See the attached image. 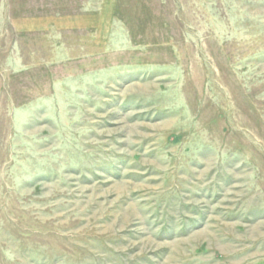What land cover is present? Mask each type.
<instances>
[{"label": "rangeland", "instance_id": "374dc122", "mask_svg": "<svg viewBox=\"0 0 264 264\" xmlns=\"http://www.w3.org/2000/svg\"><path fill=\"white\" fill-rule=\"evenodd\" d=\"M0 264H264V0H0Z\"/></svg>", "mask_w": 264, "mask_h": 264}, {"label": "crops", "instance_id": "0c3cea01", "mask_svg": "<svg viewBox=\"0 0 264 264\" xmlns=\"http://www.w3.org/2000/svg\"><path fill=\"white\" fill-rule=\"evenodd\" d=\"M106 3V2H105ZM107 5H108V3H107ZM104 6V5H103ZM103 13H104V8L102 9V11H101V16L103 15ZM23 28H27V29H31V28H35V27H37V21H29V22H27V23H23Z\"/></svg>", "mask_w": 264, "mask_h": 264}]
</instances>
